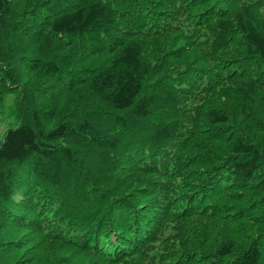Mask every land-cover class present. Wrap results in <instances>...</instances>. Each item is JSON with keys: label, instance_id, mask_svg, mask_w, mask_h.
<instances>
[{"label": "trees", "instance_id": "16d2710c", "mask_svg": "<svg viewBox=\"0 0 264 264\" xmlns=\"http://www.w3.org/2000/svg\"><path fill=\"white\" fill-rule=\"evenodd\" d=\"M0 264H264V0H0Z\"/></svg>", "mask_w": 264, "mask_h": 264}, {"label": "rangeland", "instance_id": "374dc122", "mask_svg": "<svg viewBox=\"0 0 264 264\" xmlns=\"http://www.w3.org/2000/svg\"><path fill=\"white\" fill-rule=\"evenodd\" d=\"M9 126H11V118L10 116H6L0 122V139H2L3 134Z\"/></svg>", "mask_w": 264, "mask_h": 264}]
</instances>
